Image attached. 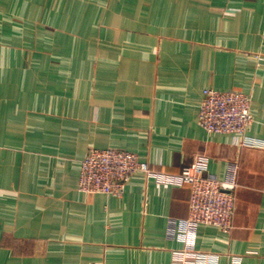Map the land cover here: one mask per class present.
<instances>
[{
    "label": "crops",
    "instance_id": "obj_1",
    "mask_svg": "<svg viewBox=\"0 0 264 264\" xmlns=\"http://www.w3.org/2000/svg\"><path fill=\"white\" fill-rule=\"evenodd\" d=\"M206 88L252 95L245 136L199 125ZM91 147L238 164L232 231L187 232L186 184L80 191ZM0 264H264V0H0Z\"/></svg>",
    "mask_w": 264,
    "mask_h": 264
},
{
    "label": "built area",
    "instance_id": "obj_2",
    "mask_svg": "<svg viewBox=\"0 0 264 264\" xmlns=\"http://www.w3.org/2000/svg\"><path fill=\"white\" fill-rule=\"evenodd\" d=\"M253 97L241 90L206 88L199 104L198 123L208 133L245 136L254 123ZM239 165L219 179L208 172V158L198 155L180 173L161 174L150 169L137 153L117 148L91 147L80 162L78 189L87 194L121 197L128 182L138 174L156 177L174 185H189L190 212L184 221L188 233L211 226L229 233L236 213ZM185 255L201 260L203 254L188 250Z\"/></svg>",
    "mask_w": 264,
    "mask_h": 264
}]
</instances>
